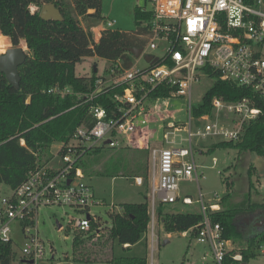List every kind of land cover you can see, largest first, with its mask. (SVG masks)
<instances>
[{
	"label": "built area",
	"instance_id": "2783aa9c",
	"mask_svg": "<svg viewBox=\"0 0 264 264\" xmlns=\"http://www.w3.org/2000/svg\"><path fill=\"white\" fill-rule=\"evenodd\" d=\"M250 1L145 0L149 9L143 10L150 12L151 19L147 42L139 59L151 55V63H145V68L134 63L129 69H123L117 60L104 77H98L90 98L110 88L125 86L121 94L112 98L115 105L112 115L108 116L102 108L90 107L93 126L90 129L78 127L67 143H60L59 150L47 164L36 166L19 186L9 188V194L0 201V245L14 246L13 228L18 225L23 238L20 246L23 264L41 261L45 247L36 228L41 208H67L80 213L84 217L71 218L69 227L78 233L90 231L91 221L98 219L91 215L90 209L100 205L81 169L76 167L77 161L88 150L129 145L131 138L137 135L147 137L145 132L154 108L152 101L159 100L151 96L156 88H170L167 100L188 99V148L149 150L151 175L147 185L152 192L151 212L154 214L159 205H193L189 196L180 194L182 183L198 184L203 175L198 172L193 159L192 140L236 141L242 126L261 114L247 98L227 102L222 97L211 100L210 114L194 117L192 113V86L200 75H205L204 68L217 73L221 81L264 97V6L262 0ZM114 23L105 20L93 27L94 42L97 43L101 32L110 29ZM155 52L159 54L155 55ZM45 93L62 98L73 92L69 87L55 86ZM220 118L224 120L220 121ZM164 128L172 129V133L180 130L173 123H167ZM170 134L166 132L164 138ZM166 142L174 144V141ZM142 182L141 178H135L137 186H142ZM220 199L213 194V202H206L198 189L195 203L202 219L194 242L205 249L202 255L205 264H243L239 253L230 254L233 250L231 242L223 238L221 226L212 223L208 216V212L220 210ZM153 228L152 222L148 235L151 244L156 241ZM258 253L264 255L261 245Z\"/></svg>",
	"mask_w": 264,
	"mask_h": 264
},
{
	"label": "trees",
	"instance_id": "16d2710c",
	"mask_svg": "<svg viewBox=\"0 0 264 264\" xmlns=\"http://www.w3.org/2000/svg\"><path fill=\"white\" fill-rule=\"evenodd\" d=\"M101 1L69 0L65 6L61 0H0L1 36L8 38L13 47H17L23 40L29 52L24 64L18 68L20 80L17 88L0 73V184L10 189L16 188L28 172L36 166L44 165V156L46 160L52 158L49 154L52 145L67 143L78 127L90 129L94 124L89 114L90 107L102 108L108 116L112 115L115 106L112 98L115 94H121L125 86L110 88L90 98L95 91L97 73L92 72L90 77H78L75 74L76 64L87 57H98L110 63L119 60L123 69H129L134 59L128 50L145 46L151 14L142 7H135L134 32L106 29L101 32L96 43L91 29L104 20ZM46 4L55 5L62 21L40 19V10ZM31 7H36V10L32 11ZM80 22L86 26H81ZM204 72L213 79V83L200 103L193 107L194 117L210 114L214 97H222L227 102L247 98L253 107L261 111L257 119L242 126L238 140L219 142L211 145L208 151L236 148L264 159V97L250 89L221 81L217 73L207 68H204ZM55 86L69 87L73 93L62 98L45 93ZM169 92L170 88H156L151 96L166 99ZM102 149L88 150L77 161L76 167L81 169L84 177L117 176L124 172L121 167L127 162L139 168V172L145 168L142 176L135 178H141L142 183L147 184L148 149L131 152L121 148L125 151L119 154L107 153ZM102 159L101 171L93 170ZM250 176L248 170L246 193L237 196L232 185L226 183L227 191L220 199V210L208 212L211 222L219 224L223 229V238L231 242L233 250L230 254L239 253L243 264H248L259 255L258 248L264 241V226L255 228L250 225L246 231L240 226L244 218H264V199L253 197ZM164 207L159 205L155 210L164 231L169 234L187 232L194 239L201 223V214L181 211L164 213ZM110 218L109 229L103 228L99 219L91 221L90 231L74 238V248L95 241L105 234L104 237L112 244L117 242L124 250H128L140 240L151 222L146 203L124 204L121 213L111 214ZM250 229L253 231L251 234ZM125 245L127 247L124 248ZM12 250V244L0 245V264H11ZM104 262L147 264L146 259L138 257H110Z\"/></svg>",
	"mask_w": 264,
	"mask_h": 264
},
{
	"label": "rangeland",
	"instance_id": "374dc122",
	"mask_svg": "<svg viewBox=\"0 0 264 264\" xmlns=\"http://www.w3.org/2000/svg\"><path fill=\"white\" fill-rule=\"evenodd\" d=\"M65 6L69 0H61ZM264 6V0H262ZM135 7L149 9L145 0H102L101 14L103 21H114L110 28L120 32H134L136 25L134 21ZM34 11V7L31 8ZM92 13V11H89ZM101 24V23H100ZM80 25L85 27L84 22ZM97 24L95 27H98ZM100 29V28H99ZM98 31V30H97ZM96 32V31H95ZM20 47L27 55L29 54L26 44L23 40L19 42ZM13 48L9 39L0 34V55ZM158 55L159 52H155ZM139 68H145L146 64L143 59L135 60ZM112 63L98 57H87L76 64L75 74L78 77H90L93 70H96L98 77H104ZM105 82V81H104ZM213 83V79L206 75H200L199 80L194 83L191 90L192 106L200 103L202 97ZM187 98L159 99L152 101L153 115L149 119L147 126L148 136L147 146L154 149L164 148H188V115ZM162 119L163 121H161ZM220 118V121H223ZM167 123H173L176 128L180 129L172 133V129H165ZM194 128V123H192ZM166 132L171 134L164 138ZM140 139V138H139ZM166 141H174L173 145ZM219 140L194 138L192 140L193 159L198 167V172L202 173V178L198 184L193 182H184L180 186L181 196H189L194 202L191 206L181 207L179 204L165 205L163 212L171 213L176 211L197 213L198 204L195 203L198 197V189L204 195L206 202H213V194L219 198L226 193V183L232 185L233 192L240 196L247 192L248 189V170H250V180L252 183V194L256 199H264V159L250 152L239 151L236 148H216L208 151L211 145L217 144ZM60 144H54L49 150L50 156L56 154ZM146 146V147H147ZM145 147V146H144ZM147 147V148H148ZM126 151L140 150L138 145H120L116 148L103 147V151L111 154H119ZM201 151V154L199 153ZM126 153V152H125ZM88 161L89 158L87 157ZM43 164H47L46 156L42 159ZM86 161V158H83ZM102 159L99 164L92 169L101 171ZM124 172L117 176L96 175L85 177V182L93 190L95 200L100 206H94L90 209L91 215L96 216L103 228L111 227V214L121 213V206L124 204L146 203L151 215V222L145 233L141 235L140 240L128 250H124L117 242L107 240L105 234L95 241H89L86 244L74 248V238L83 235L75 232L68 225L73 219H82L84 215L75 213L67 208L50 207L41 208L38 211L37 231L38 238L45 247V254L37 264H108L106 261L110 257H138L146 259L147 264L152 261L153 264H205L202 261L204 248L201 245H194L193 239L186 234L166 233L162 227L161 221L155 213L151 212V189L147 184L137 186L135 176H142L145 168L139 172V168L131 166L125 162L121 167ZM150 163L146 168L147 180L150 177ZM124 174V175H121ZM9 194V188L5 184H0V201ZM215 204H218L215 203ZM219 206V205H218ZM1 207V205H0ZM157 207V204H156ZM220 207V206H219ZM154 219V235L156 241L150 243L148 235L151 232V223ZM243 222L240 226L245 230ZM59 225V227H58ZM18 225L13 228V255L11 264H23L24 259L21 257L20 246L23 243L22 235L19 232ZM257 231V230H255ZM253 231L250 229V234ZM264 249V241L261 243ZM102 260V261H97ZM248 264H264V255H258L251 259Z\"/></svg>",
	"mask_w": 264,
	"mask_h": 264
},
{
	"label": "water",
	"instance_id": "95a60500",
	"mask_svg": "<svg viewBox=\"0 0 264 264\" xmlns=\"http://www.w3.org/2000/svg\"><path fill=\"white\" fill-rule=\"evenodd\" d=\"M39 17L43 21H62L60 11L54 4L44 5L40 10ZM128 53L133 57V59L137 60L140 58L142 48H131L128 50ZM26 57L27 54L18 46L13 47L7 50L4 54L0 55V73L3 74L6 80L16 88L18 87L20 80L18 68L24 64ZM151 60V55H144L143 61L145 63H151ZM93 72H96V70L94 69ZM258 226L259 228H262L264 226V222L263 224H258Z\"/></svg>",
	"mask_w": 264,
	"mask_h": 264
},
{
	"label": "crops",
	"instance_id": "0c3cea01",
	"mask_svg": "<svg viewBox=\"0 0 264 264\" xmlns=\"http://www.w3.org/2000/svg\"><path fill=\"white\" fill-rule=\"evenodd\" d=\"M32 8V7H31ZM36 10V7H34V11ZM8 39V38H7ZM146 134H147V136H148V131L146 130V132H145ZM140 138V139H139ZM132 139V144H136V145H138V149H148V152H149V150L150 149H152V148H150V147H148L147 145L149 144L147 141V137H144V136H141L140 137V135H137V136H134V137H132L131 138ZM131 143L129 144V145H132ZM145 146V147H144ZM148 148H147V147ZM200 154H201V151L199 152ZM148 156H149V153H148ZM181 207H185V206H183V205H181V204H179ZM187 207V206H186ZM159 219V218H158ZM160 220V219H159ZM152 222H153V226H154V219H152ZM242 224H243V226H244V228H245V231L246 230H248L249 229V226L250 225H253L255 228L256 227H258L259 228V226H258V224H263V222H264V218L262 217V216H257V217H249V218H244L243 220H242ZM184 235V234H183ZM193 241H194V239H193ZM196 243H194V245H195ZM125 247H127V245H125L124 246V248Z\"/></svg>",
	"mask_w": 264,
	"mask_h": 264
}]
</instances>
